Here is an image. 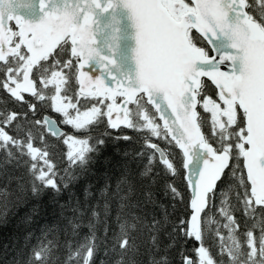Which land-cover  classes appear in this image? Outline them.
<instances>
[{
    "label": "snow or ice",
    "instance_id": "obj_1",
    "mask_svg": "<svg viewBox=\"0 0 264 264\" xmlns=\"http://www.w3.org/2000/svg\"><path fill=\"white\" fill-rule=\"evenodd\" d=\"M0 92V209L68 191V227L89 229L68 264H96L102 246L115 264H138L142 247L150 264H173V250L179 264H264V0H0ZM108 140H143L133 155L148 163L105 183L101 214L70 186ZM153 161L186 171L190 197L166 181L157 204ZM13 163L27 175H9ZM55 248L42 241L23 264ZM20 255L0 247L4 264Z\"/></svg>",
    "mask_w": 264,
    "mask_h": 264
},
{
    "label": "trees",
    "instance_id": "obj_2",
    "mask_svg": "<svg viewBox=\"0 0 264 264\" xmlns=\"http://www.w3.org/2000/svg\"><path fill=\"white\" fill-rule=\"evenodd\" d=\"M5 99V94L0 92V101ZM113 135H116L114 132ZM127 135L136 137L137 133L128 131ZM49 142H55V139L49 135ZM153 142H156L153 140ZM144 143L143 140H108L107 143L101 149L99 161L91 166V169L87 171L81 178L72 184L71 191L79 199L81 207L85 203L88 205H101L97 208V211L103 213V200L101 198V189H103L106 182H114L115 177L123 171L124 167L127 166L131 169L134 175H139L145 169V165L148 163V159L145 156L143 159L134 157V153L141 151V145ZM163 147V145H161ZM125 152L129 155H125ZM3 158V152L1 150L0 159ZM107 159L109 163L105 165L102 161ZM61 167H67V162L61 163ZM154 170H159L161 175L157 178L154 186L151 187V191L155 193V199L157 204L168 205L169 200L162 194V189L166 181H174V183L185 193L186 198L190 197L189 187L186 186V173L183 177H171L165 174V170L161 169L159 165L153 161ZM7 173L11 176H19L21 174L27 175V166L16 167L13 164L9 165L6 169ZM7 179V176L0 177V182ZM140 183L145 186L150 184V178H143ZM89 185L91 187H89ZM88 188V194L86 197L85 189ZM231 196V192H228ZM68 191H65L62 195L57 196L53 191L45 192L39 199L30 200L28 203L12 207L11 205L7 210L0 209V247L5 252L4 260L11 262L16 256L17 252L20 251L21 264L27 259L29 249L37 247L40 243L46 242V240H53L56 244L53 256L45 258L46 264H68L67 258L69 251H75L79 243L83 242V238L88 235L89 229L83 226L76 230L74 233L72 228L68 227V218L72 216L71 211L68 207L61 208V205H67L69 203ZM32 205L38 206V212L32 213ZM182 205H177V212L169 216V220L176 219L177 215L182 214L180 209ZM144 211L147 213H156L160 215V208L153 204L145 206ZM171 211V209H169ZM112 215H115L113 211ZM26 216H30V221L26 220ZM90 219L89 214L84 217V223L87 224ZM216 219H219L216 210L210 214L206 223L212 229L216 228L217 225L214 223ZM115 227V225H114ZM52 231L49 232L48 230ZM31 232L32 239L28 242V247L25 248L24 236L27 232ZM222 231L226 232V230ZM45 233L47 235L45 236ZM137 242L143 243L147 240L146 231L141 234H137ZM191 247V245H189ZM141 254L136 257L138 264H150L152 257L145 251L144 247L140 249ZM173 264H179V257L173 250L169 253ZM157 259L159 257H156ZM118 256L109 253L106 257L104 253V247L97 256L93 257L96 264H99L101 260H105L106 264H115ZM0 264H4V261H0Z\"/></svg>",
    "mask_w": 264,
    "mask_h": 264
},
{
    "label": "water",
    "instance_id": "obj_3",
    "mask_svg": "<svg viewBox=\"0 0 264 264\" xmlns=\"http://www.w3.org/2000/svg\"><path fill=\"white\" fill-rule=\"evenodd\" d=\"M0 153H1V150H0ZM185 173H186V171H185ZM185 177H186V180H187V173H186ZM189 190H190V193H191V189L190 188H189Z\"/></svg>",
    "mask_w": 264,
    "mask_h": 264
}]
</instances>
